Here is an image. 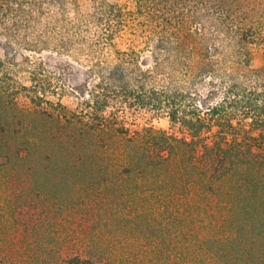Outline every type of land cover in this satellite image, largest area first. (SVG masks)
<instances>
[{
    "label": "rangeland",
    "instance_id": "1",
    "mask_svg": "<svg viewBox=\"0 0 264 264\" xmlns=\"http://www.w3.org/2000/svg\"><path fill=\"white\" fill-rule=\"evenodd\" d=\"M36 2L22 0L16 14H0V264H264V226L241 221L243 214L230 223L215 213L211 222L202 201L161 197L148 183L138 181L130 192L135 183L120 173L123 163L108 161L120 153L107 136L78 123L91 111L101 71L152 69L161 33L184 42L216 31L220 19L241 20L258 38L250 67L238 71L232 48L223 45L222 69L235 77L264 70V0ZM163 65L170 71L175 64ZM160 85L159 77L148 88ZM103 115L105 129L121 137L147 129L182 136L166 111L122 91L109 90ZM195 201L202 204L197 212Z\"/></svg>",
    "mask_w": 264,
    "mask_h": 264
},
{
    "label": "trees",
    "instance_id": "2",
    "mask_svg": "<svg viewBox=\"0 0 264 264\" xmlns=\"http://www.w3.org/2000/svg\"><path fill=\"white\" fill-rule=\"evenodd\" d=\"M1 2L0 14L6 16L22 8V0ZM217 23L216 31H197L187 35L184 42L173 34H159L152 44L154 65L150 70L116 65L101 71L99 91L90 95L91 111L76 117L82 126L107 136L108 147L115 148L114 154L120 153L108 154L107 159L109 163H123L120 173L135 183L126 187L130 192L139 190L138 181L148 183V188L161 197L189 194L202 201L208 206L206 216L211 222L217 220L215 213L223 214L220 221L230 223L237 214H243L241 221L264 226V70L238 77L227 75L222 69L227 57L219 49L231 47L228 57L234 58L231 62L237 70L249 69L250 47L258 40L256 29L231 18ZM190 59L195 60L193 65L186 62ZM170 60L176 67L169 71L163 64ZM175 74L181 75L184 83L175 81ZM159 77L161 89L148 88ZM242 77L247 81L240 82ZM132 86L139 96L133 94ZM202 88L205 96L199 91ZM110 89L122 91L141 106L166 111L171 127L178 126L182 136L147 129L121 137L120 131L105 129L103 114ZM217 92L222 95L214 102ZM201 205L194 202L196 212ZM192 218L194 222L200 220L198 215ZM74 264L93 263L76 258Z\"/></svg>",
    "mask_w": 264,
    "mask_h": 264
}]
</instances>
